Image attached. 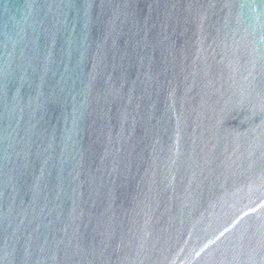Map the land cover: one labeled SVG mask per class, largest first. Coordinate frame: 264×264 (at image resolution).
I'll list each match as a JSON object with an SVG mask.
<instances>
[{
  "label": "water",
  "instance_id": "water-1",
  "mask_svg": "<svg viewBox=\"0 0 264 264\" xmlns=\"http://www.w3.org/2000/svg\"><path fill=\"white\" fill-rule=\"evenodd\" d=\"M0 264H264V0H0Z\"/></svg>",
  "mask_w": 264,
  "mask_h": 264
}]
</instances>
